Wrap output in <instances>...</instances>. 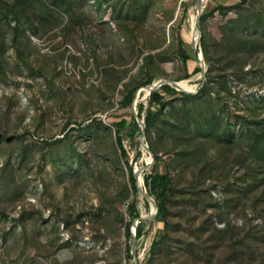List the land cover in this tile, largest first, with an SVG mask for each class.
Wrapping results in <instances>:
<instances>
[{
    "label": "rangeland",
    "instance_id": "rangeland-1",
    "mask_svg": "<svg viewBox=\"0 0 264 264\" xmlns=\"http://www.w3.org/2000/svg\"><path fill=\"white\" fill-rule=\"evenodd\" d=\"M198 2L0 0V264H264V0Z\"/></svg>",
    "mask_w": 264,
    "mask_h": 264
},
{
    "label": "trees",
    "instance_id": "trees-1",
    "mask_svg": "<svg viewBox=\"0 0 264 264\" xmlns=\"http://www.w3.org/2000/svg\"><path fill=\"white\" fill-rule=\"evenodd\" d=\"M244 0H242L241 3H239L238 5L232 6V7H219L217 8V10L219 11H223V12H227V11H231L234 9H237L239 7L240 4L243 3ZM181 60L187 62L188 60V55L185 54V51L182 49L181 47ZM200 72V69H196L194 71V74H197ZM162 91L165 92L168 95H175L176 91L174 89H172L169 85H165L162 87ZM184 98H193V99H200V100H206L210 98V91L207 89L206 85H203L201 87V89L199 90L198 94L196 95H188L186 93H182ZM149 105L150 108L147 111V115L145 118V129H146V133L150 134L151 132V128L154 127L156 125V123L158 122L160 115L162 114V109L165 107V105H167V103L164 101V97L162 95V93L155 91L151 93L150 99H149ZM144 106L141 105L140 106V113L141 111H143ZM133 124L134 126H138L137 122L135 119H133ZM125 126V122H120L115 124V130H116V136H117V144L118 147L120 148L121 152H122V156L125 158L126 157V151L124 149L123 143H122V139L120 136V132L121 130L124 128ZM264 145V143H262ZM263 150H264V146H263ZM154 157L157 160H159V156L158 154L155 153L154 151ZM167 167V172L165 174H159V173H154L151 175H148L145 177V188L147 190L150 191V194L153 195L156 198V203L155 205L158 208V215L157 218H163L165 220V217L168 213V208H167V200L169 198V195L172 193L173 189H172V175L170 173V167L166 164ZM130 180H131V184L132 187L134 189L135 192L138 191L137 188V182L134 178L133 172L130 171ZM155 205L153 206V210L155 208ZM130 214L132 216L133 219H137L139 218V213L136 207V203L132 204L130 207ZM127 234H130L129 228L127 231ZM144 234V231L141 227V225L138 226L137 228V239H140ZM165 236L161 237V240H164ZM157 245V243H154L152 245V247H155Z\"/></svg>",
    "mask_w": 264,
    "mask_h": 264
},
{
    "label": "water",
    "instance_id": "water-1",
    "mask_svg": "<svg viewBox=\"0 0 264 264\" xmlns=\"http://www.w3.org/2000/svg\"><path fill=\"white\" fill-rule=\"evenodd\" d=\"M201 9H202V7L199 5V2H198V4H197V10H198V12H200ZM193 42H194V41H193ZM193 42H192V44H193V48L196 49V44H195V42H194V43H193ZM160 85H161V84H160ZM160 85H158V83H155V84H153L152 89H153V90H156V89H158V87H159ZM172 85H174V86H178L177 83H173ZM137 188H138V191H140L144 197H146L148 200L150 199L149 194H148L147 192H144V190L142 189V187H139L138 184H137ZM155 203H156V201H154V205H155ZM155 207H156L155 213H154V215H152V217L150 218V220H151V219H154V218L157 217V215H158V208H157L156 205H155ZM146 220H147V219H144L143 217H141V218H139V219L137 220V221H138L137 224H139L140 221H146Z\"/></svg>",
    "mask_w": 264,
    "mask_h": 264
},
{
    "label": "crops",
    "instance_id": "crops-1",
    "mask_svg": "<svg viewBox=\"0 0 264 264\" xmlns=\"http://www.w3.org/2000/svg\"><path fill=\"white\" fill-rule=\"evenodd\" d=\"M242 0H212L211 7L212 8H219V7H232L241 3ZM194 51V48L192 46Z\"/></svg>",
    "mask_w": 264,
    "mask_h": 264
},
{
    "label": "bare ground",
    "instance_id": "bare-ground-1",
    "mask_svg": "<svg viewBox=\"0 0 264 264\" xmlns=\"http://www.w3.org/2000/svg\"><path fill=\"white\" fill-rule=\"evenodd\" d=\"M206 2H207V0H200L199 5H200L201 7H204V4H205ZM192 19L195 20V19H196V16L193 15V16H192ZM196 39H197V38H196ZM180 88L183 89V90H185V91H193V90H194V87L188 86V85H186V84H182V85H180ZM140 183H141V182H140ZM153 205H154V203H153ZM154 210H156V208H154Z\"/></svg>",
    "mask_w": 264,
    "mask_h": 264
}]
</instances>
